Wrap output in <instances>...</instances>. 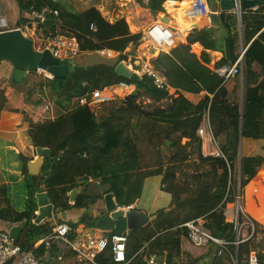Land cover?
Returning <instances> with one entry per match:
<instances>
[{"label": "trees", "instance_id": "trees-1", "mask_svg": "<svg viewBox=\"0 0 264 264\" xmlns=\"http://www.w3.org/2000/svg\"><path fill=\"white\" fill-rule=\"evenodd\" d=\"M165 1L133 0V3L137 9L146 8L152 15H159L164 12ZM258 1L261 5L255 10L242 11L240 27L232 13L221 12L217 18L211 17V25L193 28L185 41H179L167 52L160 51L151 60V65L160 72L167 85L177 91L176 96L169 95L167 89L155 87L149 76L142 74L138 79H132L117 71L120 62L126 58L127 46L137 45L141 36L140 33H130L124 19L109 23L95 8L79 12L67 0L22 2V9L32 7V14L42 7L57 10V15L49 13L39 23L43 35L67 32L76 37L80 52L107 48L118 53L112 64L78 66L64 77L47 79L57 105L64 106L70 98L91 95L111 84L125 83L134 89L113 104L105 117L96 118L93 106L85 104L52 121H29L28 134L33 146L49 148V155L43 158L37 175L28 173V159L20 155L27 190V200L21 212L4 206L5 191L0 190V219L20 227L16 243L21 253L30 250L35 241L52 230L49 220L33 222L37 210L35 194L44 190L55 210H63L68 205L69 191L84 184L88 177L100 178L118 205L136 202L148 175H161L163 190L171 194L166 209L152 213L150 222L140 229L128 231L127 258L138 252L142 242H147L150 252L167 251L171 262V255L178 251L181 237L185 236L182 225L199 218L203 220L200 226L204 230L228 242L235 240L234 222L225 216L226 204L234 202L237 195L236 187L232 186L235 166L239 163V195L258 170L264 168V146L263 154L238 156L240 134L244 138L264 139V0ZM195 42L203 47L199 55L190 51ZM206 50L222 53L213 67H208ZM242 50L241 98L238 102H228L224 80L215 68L231 65ZM180 90L203 91L205 95L194 105ZM142 98H148L152 104L165 99L167 103L163 108L156 106L148 112L140 108ZM5 101L0 93V111ZM205 113L225 159L201 153V140L196 130ZM130 127L132 131H129ZM228 129H231L229 143L225 137ZM141 131H150L147 140L151 148L159 152L165 145L174 154H169L164 162L162 157H156L154 167L143 170L138 147ZM183 138L186 141L181 143ZM166 142H169L168 146ZM96 199L97 196L77 195L74 206L86 208ZM237 221H242L240 211ZM82 224L84 218L71 226L81 230ZM253 224L256 232L257 223L253 221ZM131 236L134 241L130 244ZM242 244L238 245V261L242 258ZM254 244L257 264H264V242ZM107 252L97 256L99 264H114Z\"/></svg>", "mask_w": 264, "mask_h": 264}, {"label": "crops", "instance_id": "crops-1", "mask_svg": "<svg viewBox=\"0 0 264 264\" xmlns=\"http://www.w3.org/2000/svg\"><path fill=\"white\" fill-rule=\"evenodd\" d=\"M25 1H30V0H0V31L19 29L25 37L31 39L33 48L38 51V48H36L35 46L34 37H36V39H38L39 41L42 40V38L37 37L41 35L40 33L41 29L38 27L39 22L31 13L30 9L29 10L22 9L21 7L22 2ZM67 1L73 8H75L79 12H83L91 7L95 8L96 10H98L100 15L109 23H114L120 19H124L128 25L129 32L132 34L141 33V31L149 23L153 21H161L162 23L165 22L163 24L167 25L168 27H170V25L171 26L173 25L172 28L170 27L173 30L172 38L166 40L165 43H163L164 50L162 51L165 52L169 51L179 41H185L187 33H189L193 29L192 28L193 24L198 23L200 24V27L209 26L211 25V20H207V15L209 16V14L211 13H217V15H219L222 12L219 7V0H208L205 8L202 11V14L196 15L199 18L195 17L191 13L189 8L186 9L183 8L182 11H178V9L176 8L175 9L170 8L171 9L170 12L167 11L164 5H163V9H164L163 13L159 15H152L150 11L146 8L137 9L134 6L133 0H67ZM175 1L177 2L176 4H178L181 7H183L185 3L188 4L189 2L192 3V0H182V1L175 0ZM191 10H192V5H191ZM144 13L151 14L153 17L152 20L147 21L145 24H143L139 18V16ZM228 13H232V12H228ZM170 14L173 15L172 18L171 16H169ZM164 17L168 18L167 22L163 20ZM237 25H238V20H237ZM178 28L181 31H184L183 34L179 31L177 32ZM181 34L183 35L182 38H180L179 36ZM138 44L135 46L129 44L127 46L124 52L126 58L122 60L120 63L123 64V66L126 69L136 72L139 76H141L142 74L139 71V66L141 62L146 59L151 63V60L158 55L160 50L152 51L147 43H146V48L140 49L139 47L141 45L137 47ZM190 51L195 55H199L203 51V47L199 42H195L191 44ZM134 52L136 59L132 61L128 57L129 56L134 57L133 55ZM206 53L208 54V58H209L208 67H213L214 64L217 61H219L220 58L222 57V53L220 51L206 50ZM117 55H118L117 52H114V55L112 57L101 55L96 51L80 52L79 55L74 58V60L77 65V68L78 66L87 67L90 65H95L100 63L112 64L113 60L116 59ZM127 62L128 65L126 64ZM13 70L14 67L8 59L0 60V93L4 95L6 100L4 108L0 111V190L4 189L5 191V198H4L5 200L3 203L4 206H7L9 209L13 211L21 212L24 209L27 200V190L22 172L23 162L20 158V155L26 157L28 159L27 162L33 161L37 157L36 147L33 146L30 136L28 134L29 121L31 120L34 123L46 122V120L52 121L56 119L58 116L64 115L68 111L72 110L74 107L82 106L85 104H91L93 106L96 118L105 117L108 115L110 111V107L113 104H115L117 101L122 100L127 94L131 93L134 87L133 86L131 87L125 83H116V84L104 86L102 89L99 90L98 96L96 98L94 97L91 100L89 99L90 95L87 94L70 98L68 100V103L63 104L64 106L69 105L70 103H72V101L75 100H77L78 102L74 107L69 108L65 112H62L61 107L56 104V101L54 100L53 97V103L54 105H56V108L58 109V113L54 118L50 117V119L47 118L44 121L41 119V116H39L40 117L39 118L37 115L34 114L31 115L23 108V106L20 104V102H22L21 99H23L22 92H19L16 89L17 83L20 82L21 79L22 80L28 79L29 73H31V71L33 70L26 71L25 74L18 81L13 80L12 78ZM236 77H239L240 80L239 85H240V98H241L242 74L240 76H235L224 81L223 85L227 90L226 99L228 102H234L233 101L234 99H230L229 97L233 95V89H234ZM48 78H52V77L49 76ZM167 91L169 95H174V96L177 95L176 94L177 91L175 92V89L171 87H169ZM180 92L190 103L194 105L197 104L205 95V92L203 91L199 93H191L180 90ZM137 102L139 103V100ZM141 102L142 104L140 108L148 112H150V110L152 111L156 106L163 108L167 103L165 99L164 102L161 101L160 103L152 104L148 98H142ZM107 104H110V106L107 107ZM44 108L47 109L48 107H44ZM50 108L53 109L52 106ZM59 110L61 111L59 112ZM130 123L132 124V120ZM230 130L231 129H228L225 134L228 143H229L228 133H230ZM129 131H132L131 127L129 128ZM141 133L143 137L144 136L146 137L144 142L146 144L143 146L150 147L147 140L150 131L149 132L141 131ZM185 141L186 139L183 138L181 140V143H184ZM168 145L169 142H166V146ZM263 146H264V139L262 138L251 139V138H244L239 136L238 156L241 157V156H249L255 154H263ZM43 148H47V147H43ZM47 149L49 150V148ZM208 149H210L208 142L206 140L201 141V151H207ZM170 154L173 155L174 151H170ZM140 162L143 170L151 169L155 165V164L143 165L145 164L143 156L140 157ZM184 165H186V163ZM186 171L189 172L190 169H187L186 167ZM152 176H155V178H157L156 182L161 180L162 177L159 174H154ZM152 176H148V177H150L151 179ZM148 177H145L143 180L141 194L145 191V189L151 188V183H148L149 180ZM79 179L80 178L78 177L77 182H79ZM96 179H99L98 183L94 181L93 182L86 181L84 184H79L77 185V187H75V189L77 190L75 193V198L77 197V195L97 196V199L95 200L94 203L88 204L86 208L75 207L74 206L75 198L74 200L70 199V193L72 189H74L72 188L69 191L68 205L63 210L61 209L55 210L53 203L49 199L50 203L53 206V211H52L53 213L50 218H46L44 220H49L53 228L59 223H67L69 226H71V224H76L82 218H84V224H82L83 228L81 230L79 227L71 226L74 229V232H72V236L75 235V233L85 234V235H99V234H105L111 232L112 230H107L106 232H103L101 229L94 228L95 222L105 213L103 212L105 206L103 200L104 195L110 193L107 192V186L103 185V183L100 181V178H96ZM233 181L234 182L232 186L236 187V192L237 194H239L237 190L238 182L240 183L239 163L236 164V167L234 169ZM150 193L151 192H148V196ZM154 193L155 194L153 196L150 205H148L147 201L144 202V206L146 207V209L140 208V202H139L140 198L136 202H134L137 203L139 210L144 211L148 215V222H150L152 213L160 209H166L171 202V194L163 190L162 184L159 185V188H156ZM236 203L237 202L235 199L234 202L227 203L225 208V216L227 220L234 222V227H233L234 234L236 230L239 229L240 232L239 237L244 238L250 232V222L253 223V221H255L257 223L256 224L257 231L253 232L254 235L248 240L254 239L256 243L263 244L264 232L263 231L259 232L258 229L260 227L264 228V168H260L256 173V175L251 180H249V182L243 187L241 191L240 205L243 211L241 223H238L237 221ZM156 207L158 208L156 209ZM37 213H38V206H37V210L35 211V216ZM197 220L200 225L203 223V220L201 218ZM92 224L93 227L90 226ZM11 226H14V224H10L0 219V229L8 230ZM128 231L129 230H127V233ZM235 239H236V235H235ZM241 243H243L241 249L242 256H244L250 251H253L250 247L247 248V245L244 244V241ZM232 245H233L232 248L230 247L231 245H219L215 243H209L206 246H194L187 240L186 236H183L181 237V242L178 251L173 252V254L170 257L171 262H169L168 260L169 254L167 253V251H163L162 253L154 251L153 253H155L158 256V261L161 264H238L239 244L238 245L232 244ZM52 251L53 253L58 254L61 252V248L53 246ZM137 251L139 252L137 256L134 259H132L131 264H142V257L146 253L150 252L147 246V242H142L141 246ZM235 258H237V263L235 261ZM263 263H264V250H263ZM7 264H11V262H8ZM58 264H78V263H76L75 261L73 252L71 250H65V252H63V260Z\"/></svg>", "mask_w": 264, "mask_h": 264}, {"label": "built area", "instance_id": "built-area-1", "mask_svg": "<svg viewBox=\"0 0 264 264\" xmlns=\"http://www.w3.org/2000/svg\"><path fill=\"white\" fill-rule=\"evenodd\" d=\"M232 1L233 8L230 12L238 18L242 11L247 9H242L241 0ZM207 2L208 0H192V12L196 15L202 14V12H198V10H203ZM258 6H254L249 10H255ZM31 8L32 7H30V9ZM49 13H53L54 15L58 14L57 10L42 7L39 11H35L33 15L39 23H42ZM207 19L211 20L208 15ZM140 35V42L147 43L152 51H162L164 50L163 43L172 38L173 30L161 21H153L141 31ZM41 41L43 42L42 49L49 50L54 58L74 59L80 53L79 43L76 37L72 34H49L43 36ZM96 52L107 57H112L114 55V52L107 48L96 50ZM242 54L243 50L240 52L235 62L231 65H221L215 68V72L220 75L224 81L235 76H240L242 74ZM139 71L141 74L151 77L153 84L158 89H169L165 79L146 59L141 62ZM98 94L99 91L92 93L90 96L93 99L94 97L96 98ZM196 135L201 141L206 140L210 146V149L207 151H201L203 156L225 158L214 138L207 113L203 115L202 120L197 127ZM87 181L98 183L99 179L88 177ZM238 201H240L239 194L236 195V202ZM116 205L125 213L129 210H139L137 203L130 205H118L116 203ZM238 211L243 214L240 205L237 214ZM182 226L185 227V236L187 240L194 246H206L209 243L219 245H238L251 238L254 232V225L250 222V232L248 235L244 238L239 237L240 232L239 229H237L236 239L233 242H228L201 228L198 220L185 222ZM72 232H74V229L67 223H59L52 228L49 234L35 241L30 250L21 253L20 246L17 243H13L12 239L9 237L8 230L0 229V264H7L8 262H11V264H58L63 260V252H65V250H71L73 252L75 261L78 264H99L97 262V256L99 254H104L107 251L110 253L111 263L131 264L132 259L139 252L138 251L130 258H127L125 251L128 234L127 230L121 234H115L113 232L109 236L103 234L85 235L78 233H75V235L72 236ZM53 246L60 247L61 252L58 254L53 253ZM235 261L237 263V258H235ZM257 263L258 257L255 251H250L242 256V259L238 264ZM142 264L161 263L158 261V256L155 253L149 252L142 257Z\"/></svg>", "mask_w": 264, "mask_h": 264}, {"label": "water", "instance_id": "water-1", "mask_svg": "<svg viewBox=\"0 0 264 264\" xmlns=\"http://www.w3.org/2000/svg\"><path fill=\"white\" fill-rule=\"evenodd\" d=\"M260 1L258 0H241L242 9H250L254 6H258ZM219 7L222 12H230L233 8L232 0H219ZM203 10H198L202 12ZM209 17L217 18V13L209 14ZM164 21L167 22L168 18L164 17ZM238 26H241V17L237 18ZM165 23V22H163ZM170 27L172 28L173 25ZM200 27V24H193L192 28ZM180 38L183 35H179ZM8 59L13 67L12 78L15 81L21 79V77L28 70L41 69L49 73L51 77H64L69 72L75 70L77 65L74 59H58L52 57L49 50L44 49L37 51L33 48L31 39L25 37L19 29H11L0 31V60ZM117 71L120 74L128 75L132 79H138L139 75L136 72L126 69L123 64H119ZM241 137V134L239 135ZM37 157L33 161H29L26 164L27 171L30 175H37L39 166L42 159L49 155V150L43 147H36ZM240 183L238 182L237 190L239 192ZM76 189H72L70 193V199L74 200ZM36 204L38 206V213L36 214L33 222L40 223L46 218L52 216L53 206L49 201V198L45 191H40L35 194ZM104 209L105 212L96 222L95 227L97 229H111L115 234H121L126 230H138L148 223V215L142 210H129L124 212L120 207H117L114 199L110 193L104 195ZM240 205V201L236 203V210ZM9 237L13 243L17 242V238L20 234V227L18 225L11 226L8 229Z\"/></svg>", "mask_w": 264, "mask_h": 264}, {"label": "rangeland", "instance_id": "rangeland-1", "mask_svg": "<svg viewBox=\"0 0 264 264\" xmlns=\"http://www.w3.org/2000/svg\"><path fill=\"white\" fill-rule=\"evenodd\" d=\"M183 7H184V9L189 8V4L185 3L183 5ZM171 8H174V7H171ZM169 11L171 12L170 8H169ZM139 18H140V20L142 21L143 24H145L147 21H150V20L153 19L152 15L151 14H147V13H144V14L140 15ZM175 20H177V19H175ZM178 31L179 32H184V31H181L179 28L177 29V32ZM40 33H41V31H40ZM61 33L62 34H68L67 32H61ZM43 36H45V35H43L41 33V35H39L37 37L38 38H42ZM34 39H35V46H36V48H38V51L44 50V49H42L43 42L41 40L39 41L38 39H36V37H34ZM137 47H139L140 49H144V48H146V43L141 42V43L138 44ZM133 55H134V57L133 56H129L128 57L132 61H134V59H136L135 58V52L133 53ZM126 64L128 65V62ZM49 76H50L49 73H47L46 71H43L41 69L33 70V71H31V73H29L28 79H23V80L21 79V81L17 83V87H16V89L19 92H22L23 99H21L22 102H20V104L23 106V108L28 113H30L31 115L34 114V115H37L38 117L41 116V119L44 120V121L47 118L50 119V117L54 118L57 115V113H58V109L56 108V105H54V103H53V95L50 92V88L48 87V84H47V79H49L48 78ZM239 81H240L239 77H236L235 84H234V89H233V95L229 97L230 99H234L233 101H236V102L240 101V85H239ZM11 85H12V83H11ZM89 99L91 100L92 97L89 96ZM77 102L78 101L75 100V101H72V103H70L69 105L61 106L62 112H65L69 108L74 107L77 104ZM51 106L53 107L54 110L52 108H50ZM108 106H110V104H107V107ZM44 107H48V108L46 109ZM61 110H59V112ZM139 137H140V142L138 143V147H139V150H140V154H141V156H143V159H144V163L145 164H143V165L156 164V157H162V159H163L162 161L163 162L165 160H167L168 155L170 154L169 149H167L163 145L162 147H160V151L157 152V150H155V149H153V148H151L149 146L144 147L143 145L146 144V143H144L146 137L145 136L143 137L142 133H140ZM148 176H152V175H148ZM148 176H146V177H148ZM235 176H236V173H235ZM148 178H149L148 183H151V188L145 189V191L139 197L140 198L139 199L140 208H144V209H146V207L144 206V202L147 201L148 205L151 204L153 196L155 194L154 192H155L156 188H159V185L161 184V180L156 182L157 178H155V176H152L151 179H150V177H148ZM147 191L151 192L149 194V196H148V192ZM157 208L158 207H156V209ZM94 228H96V227L94 226ZM107 230H111V229H107ZM107 230L102 229L103 232H106ZM258 230H259V232H261V231L264 232V228L263 227H260ZM236 234L237 233L235 232V235ZM243 234H245V233H243ZM133 241H134V237L131 236L130 240H129L130 244L133 243ZM254 243H255L254 240H248L244 244L247 245V248L250 247L253 251H255L257 253V247L255 246ZM262 253H263V251H262Z\"/></svg>", "mask_w": 264, "mask_h": 264}, {"label": "bare ground", "instance_id": "bare-ground-1", "mask_svg": "<svg viewBox=\"0 0 264 264\" xmlns=\"http://www.w3.org/2000/svg\"><path fill=\"white\" fill-rule=\"evenodd\" d=\"M176 3H177V2H176L175 0H168V1H165V2L163 3V5H164V7L167 9V11H169V8H171V7H174V8H176V9H178V11H182L184 7H181V6H179L178 4H176ZM191 5H192V3L189 2V9H190L191 13H192L195 17L199 18L198 16H196V14H194V13L192 12V10H191ZM169 16H171V18L173 17V15H171V14H170ZM181 33L183 34V32H181ZM164 43H165V42H164Z\"/></svg>", "mask_w": 264, "mask_h": 264}]
</instances>
